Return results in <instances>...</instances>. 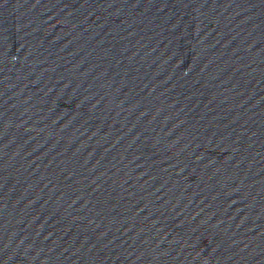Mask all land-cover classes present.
I'll list each match as a JSON object with an SVG mask.
<instances>
[{
    "label": "water",
    "instance_id": "1",
    "mask_svg": "<svg viewBox=\"0 0 264 264\" xmlns=\"http://www.w3.org/2000/svg\"><path fill=\"white\" fill-rule=\"evenodd\" d=\"M0 264H264V83L67 0H0Z\"/></svg>",
    "mask_w": 264,
    "mask_h": 264
}]
</instances>
